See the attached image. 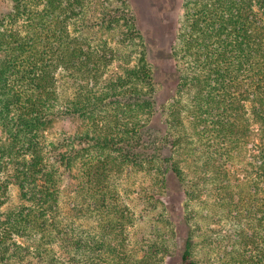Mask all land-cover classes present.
<instances>
[{"label": "trees", "instance_id": "trees-1", "mask_svg": "<svg viewBox=\"0 0 264 264\" xmlns=\"http://www.w3.org/2000/svg\"><path fill=\"white\" fill-rule=\"evenodd\" d=\"M108 1L96 15L98 25L119 32L121 46L141 51L107 78L103 72L116 60V49L69 29L84 15L87 1L6 0L0 12V207L11 184L22 201L0 210V264H164L165 237L140 246V255L127 250L124 231L133 216L119 202L112 178L131 166L154 172L162 189L168 188V176L183 182L182 146L195 162L191 173L199 181L193 186L210 197L211 209L238 217L239 230L231 238L236 235L242 249L233 251L232 264H264V0H184L181 31L169 56L193 71L182 76L177 91L189 85L194 92L184 120L168 108L162 139L170 147L163 157L157 153L161 145L148 149L155 140L146 127L158 107L139 19L130 0ZM58 71L72 78L71 98L63 100L57 91ZM243 101L251 105L250 117ZM66 117L78 118L81 131L63 133L60 144L46 150L44 133ZM250 118L260 125L261 145H253L259 149L251 165L256 179L232 206L228 167L246 158ZM175 130L174 140L165 136ZM71 175L78 180L71 210L95 216V236L77 235L60 214L62 184ZM185 219L173 222L186 226ZM185 229H172L169 240L179 249L180 264H199L193 233ZM14 236L37 239L35 258ZM42 241L60 242L68 262L44 259Z\"/></svg>", "mask_w": 264, "mask_h": 264}, {"label": "rangeland", "instance_id": "rangeland-1", "mask_svg": "<svg viewBox=\"0 0 264 264\" xmlns=\"http://www.w3.org/2000/svg\"><path fill=\"white\" fill-rule=\"evenodd\" d=\"M5 1L0 0V12L6 8ZM86 1L88 4L84 15L71 21L69 29L74 35H84L94 45L107 43L109 47H114L118 55L116 60L104 70L102 78H107L116 73L120 74L123 64L130 65L138 58L141 51L140 47L121 46L122 39L119 32L107 31L101 25H98L96 15L103 10L101 5L106 6L109 1ZM183 2L184 0H130V4L139 19L143 41L146 45L144 50L156 80L154 101L158 109L153 113L146 127L148 133L154 135L155 142L150 144L151 147L148 149L151 148L153 152L154 145H161V150L157 153L161 154L162 157L169 153L168 149L170 147V144L162 139L164 133L168 131L165 125V120L168 118V108L170 106L171 110L175 111L174 114L177 112L178 117L184 120L190 110L191 97L194 92L189 85L184 90L177 91L179 84L182 82V76H192L193 71L188 63L178 62L169 56V52L177 44L178 34L181 31ZM71 79L64 72L58 71L56 74L57 91L63 100L72 96L74 84ZM242 105L246 117H250L251 105L248 101H243ZM184 124H186V121ZM83 125L75 117L61 118L55 121L52 127L44 133L42 146L51 151L52 144H60L63 133L67 135L74 134L78 130L81 131ZM249 128L252 131L250 134L251 143L247 146L246 158L239 159L242 161L232 162L228 167L230 178L228 190L232 193V200L234 199L231 202L232 206L239 197L240 191L246 189V185L251 181L255 182L256 179V174L253 172L251 165L254 163V155L259 149L258 146L261 145L259 139L260 125L251 119ZM177 132L178 130H175L165 136H169L170 140H174L178 135ZM254 144L258 145L257 148L253 146ZM184 151L186 153L185 149ZM178 153L180 157H184V161L182 164L180 162V166L185 171L186 178L183 182H180L168 176V188L166 189L156 185L155 173L143 171L144 168L140 170L131 166L129 168L124 167L122 172L114 174L112 180L119 193V202L129 209L133 216L132 222L126 225L124 231L126 248L132 253L138 251L140 255V246L151 242L159 244L161 243L160 239L165 237L168 239L169 250L168 254L163 256L162 261L164 264H180L179 249L174 241L169 240V237L170 232H173L172 229L176 232L179 228L181 230L186 228L193 233L194 259L199 264H232L233 251L242 249V244L239 243L236 235L231 238L232 233L239 230V227L236 226L237 221L239 222L238 217L232 212V214L225 211L221 212L220 208L211 209L209 205L210 197L199 192L193 186L194 181L198 180L197 177L194 178V173H191L196 169L194 159H190L191 156L186 158L183 146L178 149ZM178 153L173 154V156L175 157ZM62 185L60 214L64 219V223H69L71 229L77 235L95 236L99 230L95 216L78 215V213L75 214L71 210L74 201L77 200L73 188L74 185H78V180L71 175ZM187 194L192 196L191 200L187 198ZM21 204L18 188L14 184L9 185L8 200L0 207V210L15 209ZM186 217H189L186 226L185 224L179 226L173 222L174 219L175 221H185ZM173 237H175L174 234ZM13 238H16V241L22 246L29 247L32 254L31 258H35L33 253H36L35 251L39 245L37 239L29 241L23 237L17 238L14 236ZM207 241L210 244L207 245ZM39 249L44 259L51 255L60 258L65 263L68 262L67 251L58 241L52 244H46L42 241ZM246 250L254 251V247H246ZM251 256V260H254V252L253 254L251 252Z\"/></svg>", "mask_w": 264, "mask_h": 264}]
</instances>
